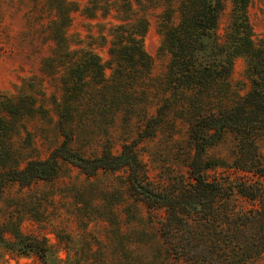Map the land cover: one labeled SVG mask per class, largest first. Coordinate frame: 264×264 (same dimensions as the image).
<instances>
[{
	"label": "trees",
	"instance_id": "1",
	"mask_svg": "<svg viewBox=\"0 0 264 264\" xmlns=\"http://www.w3.org/2000/svg\"><path fill=\"white\" fill-rule=\"evenodd\" d=\"M227 1L230 24L221 42L215 29ZM248 1L86 0L80 6L76 0H42L53 43L44 60L48 72L43 68L42 73L53 76L63 67L60 95L47 94L41 83L30 86V93L0 92V192L9 182L26 186L49 179L62 164L87 176L120 170L127 195L150 213L162 212L157 232L171 263L247 264L263 256L264 164L257 141L264 139V37L258 38L249 24ZM156 5L163 6L156 14L161 37L156 55L166 56L167 63L153 74L142 38L148 10ZM76 11L92 20L109 19L94 24L97 35L87 36L85 45L66 33ZM101 48L106 59L97 52ZM236 57L245 61L248 89L243 93L230 77ZM97 111L105 112L110 126L137 123L135 136L121 139L118 151L107 138L97 154L86 155L74 144L95 139ZM177 120L187 127L191 149L186 179L154 183L137 143L163 126L174 130ZM40 122L52 123L60 141L46 157L34 158L23 139L34 133L28 126L41 130ZM227 135L236 141L232 167L242 172L235 180L209 175L221 164L206 150ZM234 193L251 206L237 208ZM12 235L16 241L7 250L33 251L41 259L52 251L44 236Z\"/></svg>",
	"mask_w": 264,
	"mask_h": 264
},
{
	"label": "rangeland",
	"instance_id": "2",
	"mask_svg": "<svg viewBox=\"0 0 264 264\" xmlns=\"http://www.w3.org/2000/svg\"><path fill=\"white\" fill-rule=\"evenodd\" d=\"M76 1L80 6L86 2ZM42 5V0H37L36 5L32 0H0V92L30 93V86L38 87L41 83L48 88L47 94L60 95L57 85L64 74L63 67L53 76L42 73L44 60L53 47L46 27L50 15ZM162 8L156 5L148 10V27L142 38L144 49L153 59V74L163 72L167 63L166 56L156 55L161 39L156 14ZM246 14L256 36L264 37V0H249ZM107 20H92L79 11L72 12L66 33L72 39L78 36L85 45L90 41L87 36L97 35L99 28L94 24ZM229 24L230 2L227 1L215 29L219 41L224 40ZM106 28L102 29L104 33ZM97 52L107 58L105 48ZM244 69V59L234 58L230 77L240 93L248 89ZM93 115L97 121L94 124L99 126L95 125V139L74 144L86 155L97 154L100 143L107 138L114 142L112 150L118 151L121 139L135 136L137 123L125 127L116 122L110 126L104 120V111ZM39 124L41 130L35 125L28 126L34 133L30 140L23 139L29 156L34 158L46 157L60 141L52 123ZM186 130V125L177 120L174 130L163 126L153 137L137 143L148 177L154 183L166 184L180 176L186 179V164L191 156ZM257 142L264 164V139ZM235 143L233 136L227 135L206 150L210 158L221 164L209 171L210 176L224 179L228 176V180L241 176L242 172L232 167ZM233 199L237 208L251 206L237 193ZM161 213L160 210L150 213L141 202L127 195L123 171L99 170L87 176L70 164H62L49 179L35 180L26 186L9 182L0 192V264H173L166 258L158 237L157 221ZM12 234L44 236L52 251L41 259L33 251L18 254L7 250L6 246L16 241ZM247 264H264V255Z\"/></svg>",
	"mask_w": 264,
	"mask_h": 264
}]
</instances>
